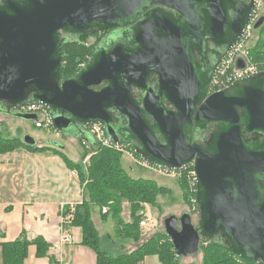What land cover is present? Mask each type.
<instances>
[{"label": "water", "instance_id": "water-1", "mask_svg": "<svg viewBox=\"0 0 264 264\" xmlns=\"http://www.w3.org/2000/svg\"><path fill=\"white\" fill-rule=\"evenodd\" d=\"M152 3L182 16L174 22L153 11L131 47L98 48L73 76L61 80L67 43L62 34L79 35L82 42L96 32L126 27ZM251 9L230 0H0V114L36 122V115L13 111L22 104L42 105L60 135L96 145L83 128L99 125L107 139L155 167L180 170L192 164L197 224L188 212L163 220L174 254L193 256L202 241L221 240L236 256L264 264V72L209 94L210 80L192 53L206 42L226 53L240 41ZM171 34L176 35L169 42L179 46L168 49L161 38ZM154 73L155 94L145 86ZM102 83L104 88L94 89ZM131 87L149 91L142 106ZM163 96L175 112L162 111ZM110 108L127 120L126 130L111 126ZM208 122L216 131L205 146L193 143V130L202 132ZM24 143L36 145L29 136Z\"/></svg>", "mask_w": 264, "mask_h": 264}, {"label": "trees", "instance_id": "trees-1", "mask_svg": "<svg viewBox=\"0 0 264 264\" xmlns=\"http://www.w3.org/2000/svg\"><path fill=\"white\" fill-rule=\"evenodd\" d=\"M92 52V47L86 46L85 43H64L62 45L61 79L73 76L81 65L87 62ZM249 52L254 62L264 60L263 38H259L254 46L249 48ZM89 147V153H85L83 157L85 159L89 156L87 165L74 163L62 152L53 148H36L6 140L0 142V155L12 153L20 148L30 153L52 151L62 158L70 171L76 173L83 189L82 202L75 205L73 211L69 207H64L62 215L70 217L69 226L81 229V245L90 248L96 254L97 264H138L146 256L152 255L157 256L161 264H179V257L174 254L172 244L163 229L156 230L148 241L128 253L111 256L101 248L98 234L91 221V206H97L101 208V211L103 208H107L104 215H110L115 222L113 232L116 237L138 242L143 235L139 225L145 215L143 205L158 207L156 198L164 194L165 190L153 180L131 176L122 166V157L119 153L97 145ZM185 173L183 172L180 179L184 201L191 207L195 206L196 210V204L192 203L195 194L188 191ZM124 203L129 207V222H124L121 217ZM31 244L36 247L37 257H49L50 246L44 240L36 238L29 241L21 237L14 242L1 245L3 264H22L27 256V247ZM199 252L203 256L202 264H256L233 254L221 240L202 241ZM49 259L52 260L51 257Z\"/></svg>", "mask_w": 264, "mask_h": 264}, {"label": "crops", "instance_id": "crops-1", "mask_svg": "<svg viewBox=\"0 0 264 264\" xmlns=\"http://www.w3.org/2000/svg\"><path fill=\"white\" fill-rule=\"evenodd\" d=\"M52 153H30L20 148L0 155V264L1 245L21 237L44 240L52 258L37 257L36 247L31 244L22 264H97L96 254L81 245V229L63 224L62 208L80 204L83 189L75 172ZM64 235H71L72 241L62 242ZM114 245L111 243L107 250ZM120 250L114 247L113 256L122 253ZM138 264L161 263L152 255Z\"/></svg>", "mask_w": 264, "mask_h": 264}, {"label": "rangeland", "instance_id": "rangeland-1", "mask_svg": "<svg viewBox=\"0 0 264 264\" xmlns=\"http://www.w3.org/2000/svg\"><path fill=\"white\" fill-rule=\"evenodd\" d=\"M261 32H263L262 35ZM259 38H263L264 40L263 26H260L257 30L251 32L250 38L246 42L247 48H252ZM26 136L34 139L36 148H53L59 152H62L72 162L87 165L89 156L85 159H83V157L85 153H89L90 147L84 142L60 135L49 128H36L35 122H28L14 117H8L2 114L0 115V142L2 140H6L15 142L17 144H25L24 138ZM87 138L91 143L93 140L92 137L87 134ZM115 152L121 155L122 166L131 176L135 178L153 180L158 186L162 187L165 192L156 198L158 207L143 205V209L145 210L143 220L147 221L143 226L139 224L141 230L143 231V235L138 242H132L131 240L129 241L125 238L116 237L113 232L115 222L112 220L111 216L104 215L105 212H103V209L101 211V208L97 206H91V221L98 234L101 248L103 250H105L111 256L114 254L112 251L114 247L118 250L121 248L120 251H122V253L133 251L136 247L148 241L156 230L163 229V220L169 215H175L178 217L183 212H188L192 216L194 225L197 224L195 206L191 207L184 201V193L180 187V179L183 175L181 176L178 171L177 172L179 175L177 172H174V174L169 173L167 175H163L143 166V161L137 155H135L128 146H124L121 150ZM52 154L57 155L54 153ZM58 157L60 156L58 155ZM185 167V170H182V172H186L185 181L188 191L192 194H195L194 181L190 180V178H187V174L193 171L192 164H188ZM192 203L193 205L195 204V198L192 199ZM122 211L121 217L123 221L129 222V207L126 203L123 204ZM111 243L116 245H114L113 248L107 250ZM202 257V253L200 252L193 256L179 257V264H202Z\"/></svg>", "mask_w": 264, "mask_h": 264}, {"label": "flooded vegetation", "instance_id": "flooded-vegetation-1", "mask_svg": "<svg viewBox=\"0 0 264 264\" xmlns=\"http://www.w3.org/2000/svg\"><path fill=\"white\" fill-rule=\"evenodd\" d=\"M233 3L240 2L244 5H249L252 7L251 9V18L253 16H258L257 20L254 22V25L256 22H258L260 19H262L263 23L261 26L264 28V0H230ZM153 11H160L166 15H168L171 20L174 22H178L182 14L179 11H176L174 9H171L165 5L159 4V3H152L151 7L145 8L142 10L141 13H137L135 16L134 21L127 25L126 27L122 28H112L106 31L102 32H96L92 35H88L86 38H81L79 41V35L76 34H62V37L66 40V42H79L82 43L88 47H92V54L98 49H104L105 51H109L115 47H122V48H128L131 47L136 42L137 32L140 29V27L145 23L146 16L149 14H152ZM253 25V28H254ZM186 24H181V29H185ZM88 34V33H87ZM176 34H171V36L167 35L165 38H161L164 43L162 44L163 47L171 49L176 46V43H171L169 40ZM143 38L148 39L149 35L147 36V32L142 33ZM167 40V41H166ZM172 45V46H171ZM200 45V44H199ZM144 46L147 47V44L144 43ZM193 58L198 65L199 68H202L203 71V77L205 79H208L211 81V78L214 76L219 64L223 60L225 56V51L223 46L215 47L212 43L206 42L204 46L199 48V53L196 50H192ZM85 64V63H84ZM83 65H81L82 67ZM80 67V68H81ZM214 70V71H213ZM157 74L154 73L151 76H149L146 79L145 86L147 90H152L155 94L157 92ZM62 80V79H61ZM106 86V83H102L101 85L94 87L95 90L104 88ZM131 96L133 99H135L140 106H142V99L143 96L145 97L149 91H146L145 93H142L140 90L135 88H130ZM149 98V96H148ZM161 108L164 112H175L176 108L172 103H167L166 98L163 96L161 98ZM13 112H16L15 110ZM17 113V112H16ZM109 113L111 115V126L113 128L118 127L122 128L123 130H126L127 128V120L121 115V113L116 108H110ZM1 115V114H0ZM5 116H8L6 114H2ZM12 117V116H8ZM149 124H153V120L149 119ZM90 127V126H89ZM89 127H84L83 132L89 134ZM215 130V124L213 123H206V129L202 132L194 131L191 134V141L193 143H197L200 146H205V141L208 140L209 136L214 133ZM155 139L158 143L162 144V140L158 135H155ZM131 146L133 147H139L136 140H130Z\"/></svg>", "mask_w": 264, "mask_h": 264}, {"label": "built area", "instance_id": "built-area-1", "mask_svg": "<svg viewBox=\"0 0 264 264\" xmlns=\"http://www.w3.org/2000/svg\"><path fill=\"white\" fill-rule=\"evenodd\" d=\"M257 18L258 16L255 15L253 16V18L250 19V22L246 27L240 41L225 53L223 60L219 64L214 76L211 78L209 91H208L209 94L221 91L237 80L246 78L248 76L257 74L259 72H264V60L259 62H254L250 55L249 49L247 48L246 45V42L250 38L251 32L254 31L253 25L254 22L257 20ZM238 61L242 62L243 64L242 67L237 66ZM15 111L20 114L36 115L38 118V120L35 122L36 128L45 127L51 129L49 110L44 106L38 104H22L19 105L15 109ZM89 132L95 138L96 145L102 148L119 151L124 146H126L123 144L113 143L109 139H107L103 131V128L100 127L99 125L90 126ZM142 165L163 175H167L169 173L174 174V172L178 171L182 176L183 175L182 170H185L186 168L183 167L180 170L161 169L145 161L142 162ZM178 172L177 174L179 175ZM187 178H190V180L194 181L193 171L187 174ZM194 186H195V182H194ZM62 209L64 211V208ZM70 209L71 211H73V207ZM106 211L107 209L103 208V212ZM69 218H70L69 216L63 217L64 219L63 224L69 225ZM146 221L147 220L141 221L140 225L141 226L145 225ZM71 241H72L71 235H64L62 238V242L69 243Z\"/></svg>", "mask_w": 264, "mask_h": 264}]
</instances>
